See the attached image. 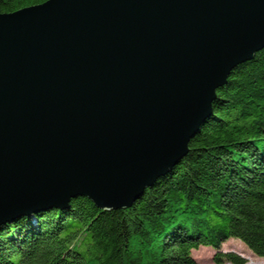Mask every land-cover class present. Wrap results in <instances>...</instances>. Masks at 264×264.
I'll list each match as a JSON object with an SVG mask.
<instances>
[{"label": "water", "instance_id": "1", "mask_svg": "<svg viewBox=\"0 0 264 264\" xmlns=\"http://www.w3.org/2000/svg\"><path fill=\"white\" fill-rule=\"evenodd\" d=\"M264 0H45L0 13V225L128 208L188 152Z\"/></svg>", "mask_w": 264, "mask_h": 264}, {"label": "trees", "instance_id": "2", "mask_svg": "<svg viewBox=\"0 0 264 264\" xmlns=\"http://www.w3.org/2000/svg\"><path fill=\"white\" fill-rule=\"evenodd\" d=\"M45 0H0V13ZM188 152L128 208L77 196L0 225V264H244L230 238L264 258V48L233 68Z\"/></svg>", "mask_w": 264, "mask_h": 264}, {"label": "rangeland", "instance_id": "3", "mask_svg": "<svg viewBox=\"0 0 264 264\" xmlns=\"http://www.w3.org/2000/svg\"><path fill=\"white\" fill-rule=\"evenodd\" d=\"M216 249L208 246H202L197 250H193L192 254L200 264H215L213 256ZM221 251H233L246 259L244 264H264V258L255 255L249 248L241 241L230 238L222 243ZM223 264H232L231 262H224Z\"/></svg>", "mask_w": 264, "mask_h": 264}]
</instances>
